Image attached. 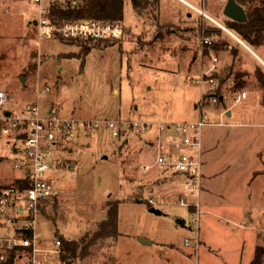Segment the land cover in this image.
<instances>
[{"label": "rangeland", "instance_id": "obj_1", "mask_svg": "<svg viewBox=\"0 0 264 264\" xmlns=\"http://www.w3.org/2000/svg\"><path fill=\"white\" fill-rule=\"evenodd\" d=\"M68 1L77 3L45 0L44 4L50 8L53 2ZM206 2L223 12L227 0ZM164 3L161 18L159 9L151 8L150 17L143 20L126 0L124 34L109 44L89 41V51L67 42L72 37L65 38L59 31L41 35L33 22L40 15L34 0H2L0 5V88L14 95L9 107L18 109L35 100L38 91L50 85L43 97L44 110L58 106L68 115L101 120L98 128L77 136L72 151L56 153L73 163L68 176L76 190L56 196V203V197L50 199L48 213L40 212L36 225L41 246L54 247L60 234L78 239L98 229L109 217L106 203L120 199V236L100 239L89 255L75 258V264H251L261 248L264 256V112L260 102L264 91L257 92L262 87L256 73H244L242 52L234 59L231 48H215L216 35L205 36L214 39L217 71H208L213 60L209 47L205 51L210 50V55L200 52L198 45L192 47L197 38L181 53L178 40L169 38L179 31H164L162 26L172 23H161V19L176 22L179 15ZM189 53L188 61H183ZM229 65L241 72L239 88L235 74L224 73ZM182 67L203 72L182 73ZM241 90L248 95L236 102L234 97ZM202 114L210 122L203 130L207 189L201 195L189 188L183 173L165 177L156 166L143 171L156 156L145 142L150 131L139 134L126 127L123 135L116 136L104 121L185 120ZM6 141L0 136V155L8 161L12 149ZM182 196L202 204L199 223L194 220L198 212L182 204ZM151 206L164 213L150 211ZM179 217L186 219V225L178 223ZM232 220L249 226L238 224L235 229ZM140 235L155 242L143 245ZM50 262L69 264L56 253H51Z\"/></svg>", "mask_w": 264, "mask_h": 264}, {"label": "built area", "instance_id": "obj_2", "mask_svg": "<svg viewBox=\"0 0 264 264\" xmlns=\"http://www.w3.org/2000/svg\"><path fill=\"white\" fill-rule=\"evenodd\" d=\"M34 1L39 5L40 15L36 19L41 35H58L59 31L65 38L113 40L125 32L122 19L81 18L58 24L45 16L49 8L48 4H44L45 0ZM188 4L204 13L193 3ZM218 24L225 28L221 23ZM213 41L211 37L202 36L192 47L198 45L202 53L209 47L212 52ZM214 54L211 53L212 66L208 69L211 73L218 70V57ZM186 55L184 61L190 58V53ZM180 72L196 75L203 71L196 68L193 72L190 68L182 67ZM210 80L213 85L217 84L214 77ZM50 90V85H44L35 100L18 109H11L9 105L14 95L0 88V136L7 138L6 143L12 149L11 160L7 158V161L4 155H0V264H52L51 253L60 257V238L56 239L54 247L41 246L42 240L36 226L40 205L65 192L76 190L75 183L68 176L73 173V163L56 153L68 148L72 151L71 145L77 136L98 128L101 122L68 115L58 106H49L44 110L43 97ZM247 94L246 90H241L234 99L241 102ZM104 121L116 136L123 135L127 131L126 127L134 128L139 134L156 128V137L145 140L156 150L155 162L145 165V170L157 166L164 171L165 176L183 173L189 188L200 194L204 178L203 130L210 122L207 114L185 120L107 118ZM53 153L56 155L52 158ZM150 201L155 203L153 197ZM181 203L198 212L194 220L199 223L203 212L199 202H188L182 197ZM28 230L33 231L32 236ZM186 244H191L189 238ZM28 246L33 247L31 255L26 250L19 252L20 248ZM14 252H17L15 257Z\"/></svg>", "mask_w": 264, "mask_h": 264}, {"label": "trees", "instance_id": "obj_3", "mask_svg": "<svg viewBox=\"0 0 264 264\" xmlns=\"http://www.w3.org/2000/svg\"><path fill=\"white\" fill-rule=\"evenodd\" d=\"M72 1V0H70ZM77 3L72 5L68 1L67 4L60 2H53L48 11V17L53 22L62 24L66 20L81 19V18H97V19H123L125 2L126 0H76ZM163 0H131L136 13L139 17L146 20V16L150 17L149 13L151 8L159 9L162 5ZM247 10L248 19L246 21H238L232 18H227L225 24L240 35L245 41H247L252 47L258 50L261 45H264V0H238ZM202 22L200 21L199 24ZM196 26H182L165 24L162 26L164 31L172 33L173 31H180L181 29L195 28ZM202 31L206 35L218 36V43L215 45L218 51H229V44L231 40L221 36L223 29L219 26L208 22L200 25ZM69 43H77L83 47L84 51H89L90 45L88 42H94L99 44H109V42H117L118 40H93V39H81V38H70L66 39ZM240 47L235 45L230 49L234 59L238 56ZM241 61V59H240ZM256 72V77L259 80L260 86L264 89V67L260 65ZM224 73H228V76L235 74V87L239 88L243 84L240 79V71L235 69V66L229 65L224 70ZM246 73V72H244ZM220 78H223L222 76ZM235 88V89H236ZM58 197L55 200H46L40 205V212L47 214L46 208L53 201L56 203ZM119 202L120 199L114 201L110 200L106 203L108 209V219L103 220L100 227L94 231H86L78 239H69L63 234H60L61 239V253L60 259L64 263H71L75 261L78 256L83 258L92 252V247L97 244L100 239L120 236V230L118 226V215H119ZM28 234L32 236L33 231L28 230ZM58 234V233H57ZM26 250L31 255L33 251L32 246L26 248H20V251ZM17 252L13 253V256ZM264 264V263H263Z\"/></svg>", "mask_w": 264, "mask_h": 264}, {"label": "crops", "instance_id": "obj_4", "mask_svg": "<svg viewBox=\"0 0 264 264\" xmlns=\"http://www.w3.org/2000/svg\"><path fill=\"white\" fill-rule=\"evenodd\" d=\"M188 2H191L196 7L202 9L204 11V13L199 12L198 10L191 8L189 6ZM200 2H201V4H200ZM163 3H164V5L166 3H168V5H171V8L173 9L172 13H174L176 15H179V20L176 21V22H173V21H165V20L161 19V23H172V24H176L177 23V24H180V25H182L184 27H186L187 25L191 26V27L193 25L196 26L194 29L193 28H187V29L183 28L179 32L172 33V35L169 34V35H171L169 38H173L175 40H178V43L180 44L179 50L181 51V53L187 51L186 48H188L189 45L191 46V42L194 41L196 38L199 39L202 36H205V34L202 31L200 25L201 24L204 25V24H206L208 22H211V23L219 26L220 28H222L224 30L221 36H224V37L228 38L229 40H231V43L229 44L230 48H232L234 46V44L240 47V52H242L241 54L243 56L242 64L244 66V69L246 70V73H256L258 71V67H261L260 65H262L264 67V45H261L258 48V50H257L254 47H252L247 41H245L242 37H240V35H238L234 30H232L230 28L228 30H225V28H223L221 25L218 24L217 20H219V21L224 23L225 20H226V16L227 15H225L224 11L220 12L219 10H217L216 7L214 6V4H212V5H210V3L207 4L206 0H163L162 1V5H163ZM220 3H224V0H220ZM162 5H161V7L158 10L160 18L162 16L161 11H160L162 9V7H163ZM224 15H225V17H224ZM220 17H222V18H220ZM227 18H230V17H227ZM200 21L202 22L201 24H199ZM216 37H218V36H216ZM242 40H244L245 43ZM210 50L207 53L205 51L204 54L210 55ZM212 51L214 52V48L213 47H212ZM181 59H182V56H181ZM262 91H264L263 88L261 90L257 91V92H262ZM262 96L263 97H261L262 99H260V102H261L262 113H263L264 112V93H262ZM231 110H232V108H231ZM228 112H231V111L228 110ZM150 133H151V135L149 137H147L146 140H150L153 137H156L157 129L154 128V129L150 130ZM203 137H204V134H203ZM147 146L149 148H151V149L152 148L154 149V147H151L148 144H147ZM206 149L207 148H205V142H204V166L207 163L206 162V154H207V150ZM155 158H156V156H155ZM151 168H149L148 170H145V168H144L143 171L144 172H148ZM159 171H160V169H159ZM203 173H204L203 185H202V190H201L199 195L203 194V191L205 189H207V182H206L207 181V174H206L205 169L203 170ZM165 177H168V176H165ZM182 197L184 198V196H182ZM200 199H202V198L200 197ZM199 204H200V207H201L202 204L200 202H199ZM201 209H202V207H201ZM205 210L209 211V209H205ZM202 211H203V209H202ZM163 213H164V211H163ZM232 221L235 222L234 223L235 224V229H238L237 228L238 224L241 227L249 226V224L244 223V222H236L235 220H232ZM139 242L142 243L143 245H151V244H153L155 242V240L152 237H150V236L140 235L139 236ZM256 251L259 252L258 253L259 254L258 255V259L254 260V258H253L252 261H251V264L252 263H256L257 261H258L257 262L258 264H263L264 263V256L260 254V253L263 252V248L257 249Z\"/></svg>", "mask_w": 264, "mask_h": 264}, {"label": "water", "instance_id": "obj_5", "mask_svg": "<svg viewBox=\"0 0 264 264\" xmlns=\"http://www.w3.org/2000/svg\"><path fill=\"white\" fill-rule=\"evenodd\" d=\"M224 13L228 17L235 19V20H238V21H246L248 19L246 8L238 0H227L226 5L224 7ZM33 22L37 23V19H34ZM242 41L244 42V40H242ZM150 211L158 213V214L163 213V210L156 207V206H151ZM177 221L181 225H186V219L185 218L179 217L177 219Z\"/></svg>", "mask_w": 264, "mask_h": 264}, {"label": "bare ground", "instance_id": "obj_6", "mask_svg": "<svg viewBox=\"0 0 264 264\" xmlns=\"http://www.w3.org/2000/svg\"><path fill=\"white\" fill-rule=\"evenodd\" d=\"M217 20V19H216ZM219 23H221L222 25H225L223 22H221V21H219V20H217ZM226 27V26H225Z\"/></svg>", "mask_w": 264, "mask_h": 264}]
</instances>
